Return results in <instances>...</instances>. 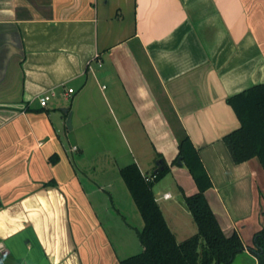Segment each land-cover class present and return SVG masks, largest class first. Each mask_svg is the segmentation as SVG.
<instances>
[{
    "label": "crops",
    "instance_id": "crops-1",
    "mask_svg": "<svg viewBox=\"0 0 264 264\" xmlns=\"http://www.w3.org/2000/svg\"><path fill=\"white\" fill-rule=\"evenodd\" d=\"M260 82L264 0H0L4 264H120L103 224L118 217L99 215L104 185L82 177L90 155L119 173L133 161L148 175L169 165L156 200L179 241L194 234L184 132L212 179L205 195L219 223L245 245L220 264H259L249 247L264 227V168L256 156L236 162L224 136L240 126L229 96Z\"/></svg>",
    "mask_w": 264,
    "mask_h": 264
},
{
    "label": "trees",
    "instance_id": "trees-1",
    "mask_svg": "<svg viewBox=\"0 0 264 264\" xmlns=\"http://www.w3.org/2000/svg\"><path fill=\"white\" fill-rule=\"evenodd\" d=\"M228 101L240 120V126L224 136L234 160L242 162L256 156L264 168V82L229 96ZM178 148V157L198 188L185 196L197 231L179 241L156 200L153 186L169 171V165L158 168L156 177L147 180L138 164L130 162L120 168V173L144 221L139 230L144 249L121 258L120 264H220L230 262L244 248L239 233H225L209 205L205 191L212 186V179L188 133L179 137ZM249 248L258 256L259 264H264V227L254 234ZM0 264H4L1 258Z\"/></svg>",
    "mask_w": 264,
    "mask_h": 264
},
{
    "label": "rangeland",
    "instance_id": "rangeland-1",
    "mask_svg": "<svg viewBox=\"0 0 264 264\" xmlns=\"http://www.w3.org/2000/svg\"><path fill=\"white\" fill-rule=\"evenodd\" d=\"M92 144H94V146H99L97 143H92ZM131 144H132L131 141H129L128 143V141L126 140L124 141L123 138L122 139L120 138L118 139V142L116 145L119 147L118 151L128 152L131 148ZM91 156L93 155L86 157L87 159L84 158L87 161L86 163H89V162L90 163L83 166V168H85L83 171L86 173H82V177L85 178L89 184H93L94 181L96 180L98 184L104 185V189H102V192H101L102 203L101 205L96 206V209L99 215H102V216L107 215V217H110V215L112 216L116 215L118 217L116 218V221L115 219H113V221H105L103 223L105 226L109 228L110 239L117 252V255L121 259L126 256L141 252L144 249V245L142 244L140 240L139 230L143 228L144 221L142 220V217L140 216V214L137 212L138 209L135 206L132 196H129L128 198L130 199L129 200L130 203H127L126 200H124V196H123L124 192L123 190L120 191L119 189L120 185L121 187H123V189L126 190V193H129V192H128V189L126 188L127 186L125 184V181L122 175L119 172H117L115 169H113L111 164H109L108 166L106 165L105 167V165L103 166L102 161H100L101 158L95 159V158H92ZM96 163L98 165H96ZM102 168L109 169V172L107 175L100 174V170ZM170 178H171V175L166 173L157 182L161 180L162 182L167 181ZM108 180L109 182L112 183V185H108L109 183ZM110 192L113 193L118 198L116 200H119V201L117 202L116 200L115 202L112 201ZM97 196L98 195H95L93 196V198L96 199ZM105 199H106V202L103 201ZM120 199H121V204H120ZM210 207L213 210L211 205ZM122 214H123V217L121 216ZM187 221L188 220L186 219L185 228L189 232L193 230L192 228H194V230L197 229L194 219L193 221L192 220L190 221L192 225L188 224L189 222Z\"/></svg>",
    "mask_w": 264,
    "mask_h": 264
},
{
    "label": "built area",
    "instance_id": "built-area-1",
    "mask_svg": "<svg viewBox=\"0 0 264 264\" xmlns=\"http://www.w3.org/2000/svg\"><path fill=\"white\" fill-rule=\"evenodd\" d=\"M65 95H69L70 92L68 90H66L64 92ZM56 95V90L54 89H51L50 91H47L45 93H42L39 97H38V100H39V103L41 106H46L48 101L54 96ZM77 148V145H74L73 146V149H76ZM145 178L147 180H151V179H154L156 177V173H153V174H144ZM164 196H170V192H166L164 193ZM10 251L6 252L5 251V243L3 240H0V256L2 255H6V254H9Z\"/></svg>",
    "mask_w": 264,
    "mask_h": 264
},
{
    "label": "water",
    "instance_id": "water-1",
    "mask_svg": "<svg viewBox=\"0 0 264 264\" xmlns=\"http://www.w3.org/2000/svg\"><path fill=\"white\" fill-rule=\"evenodd\" d=\"M178 161H179V162H182V158L179 157V158H178ZM182 203H183V205H184L187 209H189L188 206H187V203H186V201H185V198H182Z\"/></svg>",
    "mask_w": 264,
    "mask_h": 264
}]
</instances>
